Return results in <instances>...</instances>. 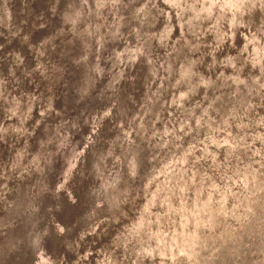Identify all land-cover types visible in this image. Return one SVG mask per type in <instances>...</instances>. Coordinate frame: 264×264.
<instances>
[{
  "label": "rangeland",
  "instance_id": "obj_1",
  "mask_svg": "<svg viewBox=\"0 0 264 264\" xmlns=\"http://www.w3.org/2000/svg\"><path fill=\"white\" fill-rule=\"evenodd\" d=\"M126 2L131 3L132 6L128 5L129 3L126 4ZM79 3L77 6H75L77 9L74 7L75 13L71 17L70 22L67 23V21H66L64 23V25H62V27H61L62 30L60 32L56 33L55 35L53 33L50 36V39H48V42H46V44L44 46L46 50L43 51V53H40L41 58H44V60H46V62H47V64H45V66H43V67H46L45 69H47V75L44 74L43 72H41L40 73L41 75L39 76L42 84L43 83L46 84V90L42 87V84H41V86L37 87L39 89V93H38L39 98H38L37 107H36L37 110H36V119H35L36 122H35V124L38 125L37 126L38 129H37V131L34 132L35 128L32 129L33 126H31L28 130V133H32V132L35 133L34 139L31 142V143H34V146L30 147V151L28 152L29 155H28L27 159L25 161L21 162V164H19L17 162L18 160L17 161L15 160L14 157H15L17 152L16 151H15L16 153L14 152V155L12 156L11 161L6 166V167H8L7 172L10 171V173H11L10 174L11 177H9L8 179L5 178V180L1 181V183H0V187H1L0 190H2L3 192L8 190L9 187L11 186L12 181H13L12 179L15 178L16 176H18V173L20 172V170H22L26 165L27 166L32 165L30 178H29L28 182L25 183L26 184L25 188L27 189L28 192L25 196L26 198H24L25 200L23 199V201L21 202L22 206H20V204H18L13 209H10L8 207L9 210L6 209V211H7L6 213H8V215L6 214L7 217L6 216L5 217L0 216V227H1L0 233L3 231L2 229L5 230L6 227H9V226L13 227V226H18L19 224H22L19 227L20 230L18 229V231H20V233H21V231L24 230L22 232V234H20V236L22 235L23 238H25L27 235L26 238H28V237L29 238L26 241V248H24L25 252H23V250L20 252V250L18 248L16 250L17 253L19 254V258L21 259V261H19V263H17V264H44V262H46L49 259L48 257L50 256V254H47V253H49L51 251H50L49 245H48V248H46L47 252H45L46 250L43 248L42 240H44L43 239L44 238L43 232H45V230L43 229V226L44 225L46 226V223L51 219L50 215L53 211L52 207H54L56 209V212L60 211L61 215H63L65 213L64 214L65 218H63V217L60 218L61 223H59V221H57L59 223V224L57 223L59 225L58 229L64 230V244H65V248H66L65 251H63V248H62V262H61V264H159L160 262H162V264H172L171 262H168L167 258L169 257V254H170V246H172V244H170V243L173 241L177 242L179 239V234L177 235V233H178L177 230H180V228L178 227V221L185 222L187 227L190 226L189 225L190 224L189 223V221H190L189 214L187 213V215L184 218H182L179 215V213L177 214V212H174V211H177V210H175V207L180 206V205L181 206L185 205L188 207L189 211L192 209L191 211L192 212L194 211L193 213H195L196 212L195 211L196 205L194 203V197L190 198V200L187 203H185V201H186L185 199H187V198L189 199L190 194H192V193H195L194 195L196 197L200 196V194L203 190V187L205 185L202 186V183L198 182V186L196 185L195 188L192 189L193 186L191 185L190 181L186 182V183L184 182L180 187L182 190V194H181L182 197L179 198V201L177 199V193L176 192L171 193V191H169L167 193H164L165 195H163L159 199L160 201L158 202L157 201V198H158L157 192L155 193V190L152 191L151 189H152V187L154 189V186L157 184V179L160 175L159 171H160L161 167H159L158 162H157L158 164H156L157 157H158L157 152H158V149H160V147H158V145L160 143L159 141L164 137V134L166 132V125H167L166 123L168 122V119L166 118L167 112H166L165 108L162 107V103L165 106V98H166L165 95L167 96L168 91H169V89H168L169 87H167V86L169 85L168 79H169L170 73H171V67L170 66L172 64L175 44H176V41L178 39L176 36V33L174 32V29H176L174 23H175L176 18L179 15V13H181V11L183 10L182 14L184 15L185 9L189 8L186 6L187 3L191 4L190 8H192L193 10H196L198 7H201L199 4L201 2H199V0H196V2H194V4H192L190 2H186V0H146V1L142 0L141 2H140V0H137V1L136 0H133V1L132 0H126V1L125 0H79ZM89 3H92L93 5L89 4ZM256 3L261 5V2H256ZM1 4L3 5L2 11H4V14L7 17L8 9H7V6L5 5L6 1L2 0ZM99 4H101V6ZM222 4H223V2L221 0H217L216 8H214L213 10L210 11V13H209L210 19L212 18L211 22H210V26L213 25V27H214V25L216 23H222V21L224 20L225 15L223 16V15H221V12L216 11L217 8L222 9L224 7ZM96 6L97 7L99 6V7L97 8ZM138 6H139V8H138ZM262 6L264 7V2H263ZM129 7H131V8L129 9ZM135 7H137V8L135 9ZM142 9L145 10V12L144 11L142 12L143 14L140 12V11H142ZM136 10H137V12H136ZM98 12H99V16H98ZM129 12H131V15H133V17L130 15ZM84 13L87 16L86 17L87 20L82 19V17L84 16ZM140 13H141L143 18H140L141 17V15H139ZM144 13H146V14H144ZM77 14H78V16H77ZM75 15H76V17H74ZM127 16H129L131 21H129V18ZM131 17H132L133 21H132ZM136 17H138V18L136 19ZM163 17L165 19V22L163 21L164 23L162 24L161 22H162ZM73 18H74V21H73ZM88 19L89 20L92 19V20L88 22ZM96 19H98V20H96ZM73 22H75V23H73ZM91 22L93 24L94 23L95 24L93 25ZM96 22H98V23H96ZM136 22H138L139 24H137ZM25 23L27 24V21ZM129 23H131V25ZM132 23H136L137 25L135 26V24H132ZM244 23H245L244 28H243L244 31L242 29V34L240 36V39L237 42H233V41L229 42L230 45L228 43L222 44L220 49L217 51V53L211 54L210 55L211 60H207L209 66H205L206 68H208V70L207 69H206V71L204 70L205 74L202 75L203 77L206 74H207L206 75L207 77H210V75H212L210 78H211V80H213V83H215V89L216 90L212 94L213 96L210 99L211 100L210 103L211 104H218L219 110H217V111L220 114H223L225 111V110H223V111L220 110V107L224 106L225 103H229L230 105L232 104L231 108H233V109L236 106H238V103L236 104V103H234V101H237V99H239L238 97H240V90L242 88L244 89V87L246 86L245 84H246L247 78H248V74H247L248 70L246 68V65L249 62L248 52H246L247 51L246 48L251 45V41H252L253 37L250 39V42H249L250 44L246 45L247 41L250 38V35H249L250 33H248V32H249V29H250L252 22L250 20H247ZM98 24H99V26H98ZM143 26L144 27L146 26V27L144 28ZM70 27H71V29H70ZM83 27L85 30L83 29ZM134 27H135V29H134ZM215 27H216V25H215ZM66 29H68V30H66ZM146 30H148V31L146 32ZM67 31L68 32L70 31L69 32L70 34H68ZM143 32H145V33H143ZM138 33H141L140 36ZM0 34H1L0 42L2 44L3 35L5 37L6 34H3L2 32H0ZM84 34H85V36H84ZM92 34H93V37L91 36ZM86 35L88 37H86ZM142 35H144V36L142 37ZM75 37H76V39H75ZM92 38H95V40H93ZM218 38L219 37H216L215 39L218 40ZM87 41H88V43H87ZM92 41H94V42L91 43ZM145 42H146V44H145ZM61 43H63V44L61 45ZM138 43H140L139 46L141 48L138 46ZM97 44H98V46H97ZM141 44L143 47L141 46ZM213 44L218 45L219 42L214 41ZM245 45H246V47H245ZM72 46H73V49H72ZM66 47L68 48V50L66 49ZM85 47L86 48L88 47L89 49L88 48L85 49ZM91 47L93 49H91ZM138 48H139V50H138ZM18 49H19V43L14 49V52L16 51V54H18L17 53ZM61 49H62V51H61ZM64 49H65V51H64ZM83 49H84V51H82ZM135 51H136V53H135ZM74 52H76L75 56H74ZM83 52H84V54H83ZM88 52H89L90 56L88 55ZM59 53L60 54L63 53V54L60 55ZM71 53H72V55H71ZM16 54L14 56H16ZM143 54L146 56L148 55L147 59L150 62L151 70H150L149 78L145 82L146 86H144L142 88L143 90L142 89L139 90L137 87V85H138L137 78H139V75H140L141 69H142V66H141L142 64H140L139 57H140V55L142 56ZM63 55H65V56H63ZM68 55L70 57H68ZM85 55H86V57H85ZM92 55L93 56L95 55V56L93 57ZM59 57L61 60L59 59ZM152 57H153V59L151 60ZM157 57H159V59ZM256 57L259 58L260 55H257ZM76 58H77V60H76ZM92 58L93 59L95 58L94 61L92 60ZM56 59L59 61H57ZM85 59H86V61H85ZM38 60L44 61L42 59H38ZM81 60H83L84 63ZM87 60H88V62H87ZM152 61H154V62H152ZM93 62L95 64V66H94ZM216 62H217V64H216ZM224 62H225V64H224ZM40 63L41 62H38V64H40ZM85 63H86V65H85ZM218 63H219V65L222 64L221 65L222 67L218 66ZM83 64L85 65V67H88V68L82 67V66H84ZM56 65L59 66V68ZM74 65H76V66H74ZM87 65H90V66H87ZM139 65H140V67H139ZM153 65H155V66H153ZM11 66H13V63L11 64V62L8 61V65L5 68L6 72L8 74L12 70ZM33 66H34V64H33ZM217 66L220 68L218 69ZM22 67H21L23 69V70L21 69L22 75H23V73L26 75L29 74L34 68V67H32V65H26L25 61H23ZM73 67H75L76 69ZM213 67H215V68H213ZM14 68H13V70H14ZM82 68H84V69H82ZM60 69H62V70H60ZM85 69H86V71H85ZM221 69H224V71ZM49 70H51V72H49ZM53 70L55 71V73L53 72ZM74 70H76V71H74ZM77 70L79 72H77ZM156 70H158L159 72ZM14 71H13V73H14ZM60 71H62V72L60 73ZM213 71H215V73L218 72L217 73L218 77L216 76L217 74H215ZM71 72L72 73L75 72L76 75L74 73V76H73V74ZM225 72H226V74H225ZM0 73H1V71H0ZM7 73H6V75H7ZM90 73H93V74H90ZM94 73H96V74H94ZM55 74H57V75H55ZM223 74H225V75H223ZM53 75H55V77ZM79 75L81 78H78ZM197 75L199 76L201 74L197 73ZM45 76H47V77L44 78ZM49 76H50V78H48ZM59 76H61V77H59ZM213 76H214V78H212ZM69 77H70V79H69ZM71 78H74V79L71 80ZM90 78L92 79V81ZM156 78L159 82L156 81ZM20 79L21 78L19 76H17V77L14 76L12 80H14V82L16 81L19 83ZM54 79H57V80H54ZM79 79H81L82 82H81V80L79 81ZM0 80H1V78H0ZM59 80H60V82H59ZM85 80L87 81V83ZM214 80H216V81H214ZM69 81H70V84H69ZM84 81H85V83H84ZM50 82L52 85L49 84ZM222 82H225V83H222ZM151 83H152V85H151ZM218 83H219V85H217ZM221 83H222V85H221ZM165 84L166 85L168 84V85L164 86ZM228 84H230V87ZM86 85H88L89 87L91 86V88H89ZM261 85H262V83H261ZM56 86H58V87L56 88ZM67 86L70 88H68ZM78 86H81V88H79ZM221 86H222V88H221ZM216 87H218V88H216ZM159 88H161V89H159ZM227 88H229V89L227 90ZM25 89H27V87H25ZM135 89H136V91H135ZM145 89L147 90V96H146L147 99L148 98H149V100L153 99V101H154V104H153V101L151 100L153 107H154V110H155L154 113L157 115V117L154 118L155 120L153 121V124L151 125V127L150 126L147 127L148 128L147 133H145L146 135H144V137H143L144 140L142 139V142H141L142 148L140 149V151L138 153V156L142 157L141 158L142 163H139L138 170H139V167L141 168V166H142V169L145 171V175H143L142 173L140 175V172H139L137 177H136V175H135L136 171L134 172V175L132 172V177L134 178L133 182L137 184L138 179L140 178L139 181L140 182L142 181L143 184H142V187H140V189H136V185H135V189L137 190V191H135L137 194L136 193L135 194L138 197L135 194L128 195L129 189L126 192V195L124 194L125 193L124 191L122 193V190H120L125 200H122L123 198L120 197L122 195L119 192L118 193L119 194L118 195V202L124 201V207H123V203L117 202V205L115 207L116 210L113 209L115 212L113 211L114 214H112V218L110 215H109V217L104 216L105 214L100 213L101 212L100 211V208H101L100 204H101V202H103L102 197H100V195H101L100 192L102 190L101 184H103L104 178L102 176L101 178L97 179V174H95V173L98 170L101 171V170L105 169L106 173L105 172L104 173L105 174L108 173V175L109 174L111 175L110 170H113V169H111V167L112 168L114 167V169H115L116 165H117L118 171H119V168H120V171L122 168V172L127 173V171H126L127 169L125 168L126 167L125 164L122 165L124 160L122 161L123 158L121 155H123L124 146L128 145L131 142V140L134 139L135 135L133 136V132H135V130H137V128L140 125L139 117L141 116V113H139L138 111H140V109H141L140 107H142L143 102H144V98L141 99V97H144V92L146 91ZM166 89H168V90L166 91ZM260 89L261 88L259 87L258 92L260 91ZM87 90L89 93L87 92ZM223 90L225 91V93ZM31 91H32V89H28V95ZM81 91H82V94L84 93L83 95L80 93ZM155 91H156V93H155ZM44 92L47 95L49 94L50 99L53 98L52 103L48 104L47 103L48 100H44V97L47 96ZM78 92H79V95H78ZM90 92H92V93H90ZM150 92H153L152 93L153 95ZM165 92H167V93H165ZM231 92L235 93V95L232 94ZM42 93H44V97H41V99H40V95ZM70 94H72V95H70ZM224 94H226V95H224ZM67 95L69 96V98L67 97ZM89 95H91V96H89ZM63 97H64V99H65V97H67V98L64 100V99H62ZM73 99L74 100L76 99V100L74 101ZM131 99H134V100H131ZM137 99L141 100L140 103L143 101L142 104H140V103L138 104L139 100H137ZM228 99L230 100V102ZM232 100H233V102H232ZM63 101H65V102H63ZM62 102L65 104L62 105ZM87 102H88V104L85 105V103H87ZM134 102H135V105H134ZM155 103H156V105L158 104V106H157L158 108L156 107ZM119 104H121V105H119ZM137 104L139 105V108H138V106L136 107ZM122 105H125V107L129 106V108L127 109V111L125 113V118H124L126 121V124H124L125 121L121 122V117L119 116L121 113L120 111L122 109V107H121ZM78 106L79 107L82 106L81 108H83V109L80 110ZM21 107L23 109L22 105L20 106V108ZM86 107H88L89 109H87ZM119 107H120V109H118ZM115 108H116V110H115ZM134 108H135V110H134ZM223 108L225 109L226 106H224ZM66 109H68V110L66 111ZM136 109L137 110L139 109V110L137 111ZM159 109H161V110H159ZM213 109H215V108H213ZM54 110H55V113L52 115L51 112H53ZM132 110H134V111H132ZM130 112H131V114H129ZM135 112L136 113L138 112V113L136 114ZM79 113H81V114H79ZM115 113H116V115H115ZM132 113H134V114H132ZM162 113H163V115H162ZM21 114H23V113H21ZM58 114H60V115H58ZM258 115L259 116H256L253 120V124H255V125L259 124V122H262L264 120V110H261L258 113ZM162 116H163V119H162ZM84 117H86V118H84ZM79 121L82 125L80 123H78ZM160 122H162V123H160ZM33 124H34V122H33ZM46 125H48L49 129L45 134L44 127ZM83 126H85V127H83ZM117 126H119V127H117ZM133 126H135V127H133ZM82 127H83V129H82ZM46 128H47V126H46ZM121 129L123 132L120 131ZM158 129H160V130H158ZM115 130L116 131L118 130L117 131L118 133ZM161 130H163V131H161ZM42 131L45 134V138H44L45 140L43 139L42 141H39L38 138H40L39 136L41 135ZM113 131H115L118 134V135L115 134L116 138L118 139V142L115 143L114 146H112L113 150H114V148H116V149H115V151H113V153L111 155H109L110 157L112 156L111 158L108 156V158H109V160H108V158H104V154H107V152H105L106 148H104V147H106V143H108L107 147L111 146V144H109V143H111V141L109 142V140H110V137H112V134L115 133ZM129 131H131L132 133ZM109 133H111V134H109ZM140 134H141V132H140ZM258 134L261 135L262 138H264V128L263 129L261 128L258 131ZM128 135H130V136H128ZM136 135H139V132H136ZM155 135L158 138H155L156 137ZM54 136H55V138H54ZM153 136H154V138H152ZM56 138H57V140H56ZM53 139L55 140V142L53 141ZM119 139L121 142L119 141ZM135 139H137V136L135 137ZM126 140L128 141V144H125V143H127ZM57 141H58V143H57ZM48 142H50V143L52 142L51 143L52 145ZM53 142L56 144V146ZM119 142L121 144V147H120V144L118 145ZM123 142H125V143H123ZM143 142H145V143H143ZM156 142H158V144ZM150 143L153 145V147H151ZM153 143H156V144H153ZM53 145H54V147H56V149H54L56 155H54L55 159L53 160V162L52 161L49 162L48 155L51 152L53 154V147H51ZM19 146L23 148L22 143H20ZM95 146L98 149L95 148ZM49 147H51L52 149H50ZM119 147H120L121 151L119 153H117L116 150L119 151L118 150ZM154 147L156 149L155 151H153ZM102 148H103V150H102ZM250 148L254 149V154L252 155L251 162L255 163L254 166H256L258 163L255 170L258 171V169H259V171H262V170L264 171V169H262V168H264V160H262V158L259 157V156H261V153H259V151H258V149H260V150L262 149V151L264 150V141L257 143L256 138L253 137L251 142H250ZM48 150H50V151L48 152ZM101 150L103 152V153H101L102 157H101V154L99 152ZM217 150H219V149H217ZM25 151H26V148L25 149L23 148L21 152L23 154H25ZM87 151H88V154H87ZM91 151H92V154H94V155L96 154V157L103 158V160H101V161H103V162L105 161L104 165L106 167L102 164L103 162H94V165L91 166L92 161L90 160L91 158L89 157V156H91L90 155ZM94 151H95V153H94ZM43 152H47V153L45 154ZM153 152H155V154ZM150 153H153L154 155L153 154L150 155ZM148 154H149V156H148ZM113 155H114V157H113ZM83 156H84V158H83ZM119 157H121V158L118 159ZM219 157H220V154H218V156L215 158V160L217 159L219 161ZM86 159L90 160L91 162L86 160ZM112 159H114V160H112ZM153 159L155 162L153 161ZM220 159L222 160V158H220ZM36 160H38V161H36ZM86 161H88V163H85ZM106 161H108L109 164L112 166H110L108 164V162H106ZM118 161H119V163H118ZM151 161H152V165H151ZM170 161H171V159H170ZM16 162H17V164H16ZM114 163H115V166H113ZM148 163L151 167L148 165ZM220 163H221V161H220ZM36 164H41V165L38 166ZM86 165L88 168L86 167ZM167 165L171 166V163L169 162V163H167ZM16 166H18V168ZM36 166H38V167L42 166L43 170L41 168H36ZM43 167H45V168H43ZM85 168H87V170ZM219 168L222 171L223 167H219ZM226 168H227V170H232L231 169L232 167L230 168V166H228ZM39 169H41V170L39 171ZM51 169L53 170V172L51 171ZM91 169H94V172H92L90 174V172L93 171ZM149 169H151V170H149ZM89 170H91V171H89ZM168 170H170V168H168ZM220 170H218V173L221 172ZM38 171L40 173L43 171L41 174L44 176H42ZM44 171H45V173H44ZM128 171H129V169H128ZM51 172L53 174H51ZM85 172H86V174L88 173L87 174L88 176L85 175ZM205 172H206V174L208 172V174L210 176L214 175V173H212V170H211L210 162H208L206 164V167L204 169V173ZM49 173H50V175H48ZM89 174L92 176H90ZM219 174H217V176H216V179L218 181L217 182L212 181V183L210 184V186H211L209 189L210 193H211L210 198H205L203 200V202H197V204H201L202 206H200V209H202L203 207L208 208L210 205H214V204L222 202L221 204H224L225 208H226V210L224 209L226 212L225 214L231 215L234 208H232V204L229 205V203H230L229 198L231 197V194L229 195L228 191L230 190L231 192H233L234 188H236V189L241 188L239 190L243 192L242 189L244 186V182L247 179L245 177L241 178L240 175H238L237 180H233L235 177L232 179V182L234 184V185H232V184L228 183V180H230V179L226 175L227 178L224 180V184H223L222 181H219V177H218ZM226 174H227V172H226ZM139 175H140V177H139ZM186 175H188L187 169H185L183 172V176H186ZM36 176H39L40 178H38ZM47 176H49V177H47ZM51 176H53V177H51ZM82 176L84 177V180H82L83 179ZM153 176H155L154 180H152ZM42 178H45L46 180H44ZM48 178H50V179H48ZM188 178H191V177H188ZM240 178H241V180L239 181ZM38 179H40V180H38ZM141 179H143V180H141ZM80 180L82 182L85 181V186L90 191H92L95 188V192H94V194H92V196L88 197L86 192L82 194V193H80V190L77 191L76 188H77V185L80 182ZM40 181H42V182H40ZM44 181H45V183H44ZM48 181H49V183H48ZM99 182H101V184L97 185V184H99ZM133 182H132V185L134 184ZM41 183H43V184H41ZM150 184H152L151 188L149 187ZM217 187H218V189L216 190ZM198 188H200V189H198ZM172 189H175V188H173V186H172L171 190ZM42 190H43V192H42ZM89 190L87 192H89ZM149 192H150V194H149ZM44 193H46V195ZM243 193H245L247 200H249L250 196H252V193H251V195H248L247 194L248 192H246V190ZM79 194H81V196ZM40 196H44V197H42L44 200ZM79 196H80V198H79ZM132 198L133 199L138 198V199L133 200ZM130 199H132V200H130ZM140 199H141V201L143 200V202L139 201ZM41 200H43V201H41ZM24 201H26V202H24ZM129 202H130V204H129ZM133 202H134V204H133ZM139 202H140V204H139ZM1 204L2 203H0V206H1ZM46 204H47V206H46ZM119 204H120V206L121 205L122 206L120 207ZM127 204H128V207H126ZM132 204H133V207H132ZM135 204L137 206H135ZM261 204L263 205L264 201H262ZM5 205L7 206V204H5ZM30 205H32V206H30ZM36 205H38V206H36ZM118 206H119V208H118ZM129 206H130V208H129ZM19 207L20 208L23 207V208L20 209ZM36 207H38V208H36ZM138 207H139V209H138ZM169 207L172 208L173 211L170 210ZM1 208H4V205ZM132 208L134 210H132ZM245 208H246L245 210L249 213L247 217L248 218L253 217V220L255 221L256 225L259 226L260 225L259 222H260L261 217L257 215L256 211H253L251 209V205H248V207H245ZM14 209H15V211H14ZM32 209H33V211H32ZM126 210L128 212H126ZM15 212H16V214H15ZM252 212H253V214H252ZM11 213H13L16 216L11 215ZM19 213H22V214H19ZM32 213H33V215H32ZM203 214H204L203 210L198 211L197 217L203 216ZM19 215H21V216H19ZM35 215L38 216V218H36ZM99 216L100 217L102 216L103 219L99 218ZM24 217H25V219H24ZM31 217H32V219H30ZM95 217H97V218H95ZM15 218H17V219H15ZM14 219H15V221H14ZM81 219L83 221L84 220L85 221L83 222V221H81ZM95 219H98V220H95ZM107 219H109V220H107ZM31 220H33V221H31ZM113 220H115V221H113ZM158 220H159V222H162V225L159 226V224H157ZM165 220L174 221L173 223H176V225L173 227L172 226L170 227L168 224L165 225V223H166ZM2 221H4L3 223H5V224H2ZM23 221H26V223H24ZM106 222H108L107 225H106ZM90 223H92V224L90 225ZM101 223H102V227H101ZM36 224H38V225H36ZM198 224H199V227L200 226L209 227V228L214 227L213 226L214 223L212 222V219L210 221L206 217L203 220V222L198 221ZM24 225L26 226V228H24ZM99 227H101V228H99ZM99 230L101 233L99 232ZM155 230H160V232H154ZM161 230H163V231H161ZM16 231H17V228H16ZM66 233H69V234H66ZM256 233L257 232L254 231V234H256ZM24 234H26V235L24 236ZM20 236L17 237L18 240L21 238ZM251 239L248 240L247 237L242 238L240 236V238L238 240V243H241L243 246L246 247V250H245V247H244V249L240 248V253H242V256H243L242 259L243 258L248 259L247 264H262V263H264V250H263V248L260 247L255 252L254 247L251 246V243H252ZM214 240L215 239H212L211 242H213ZM256 241H257V239H256ZM19 242H21V240H19ZM29 242L32 244H30ZM194 243L196 246L198 245L197 242L194 241ZM215 243H216V240H215ZM34 244H36V245L33 246ZM257 245H258V243H257ZM134 248H135V250H134ZM102 249L104 251L106 250L105 253L102 251ZM188 249L189 248H187L185 250L186 252L184 253L186 256H187V254L189 255ZM161 250H162V252H161ZM173 250H176V249L171 248V251H173ZM249 252H251V254H250L251 257H250V255H248ZM256 253H257V256H254V254H256ZM59 254H60V252H59ZM15 255L16 254H14V256ZM161 255H162V257H160ZM253 256H254V258H253ZM240 257H241V255H240ZM19 258L17 260H19ZM246 259H243V260H246Z\"/></svg>",
  "mask_w": 264,
  "mask_h": 264
},
{
  "label": "bare ground",
  "instance_id": "obj_2",
  "mask_svg": "<svg viewBox=\"0 0 264 264\" xmlns=\"http://www.w3.org/2000/svg\"><path fill=\"white\" fill-rule=\"evenodd\" d=\"M15 2H19L18 3V6H16L14 9H16L15 11V14H12L11 18H6L5 17H0V26L2 27L4 24L7 23V21H10V23L12 24L13 22V26H12V38H11V43L10 45H7L5 44L3 41H2V44L0 42V129H1V124H2V135L5 134V137L7 139V145H6V148H4L2 151H3V154L0 156V183L1 181L8 179L10 176V171L7 172V169L8 167H6L9 162L11 161L8 160V157H9V153H11V148L15 146V142L17 143V141H15V138H17L16 140H18V143L21 141V136H20V133L21 131H23V125L20 123H18V121H9L7 118H9V116H11L10 114L11 113H14L15 112V109L18 108V110L16 111V113H20L21 112V108L20 107V104H22L21 102V99H22V91L24 92L25 91V88L23 89L22 85H21V82L22 80L28 75L24 74L22 75V71L21 69L23 68L22 65H23V61H25V64L27 65H32V67H35V65L37 64L38 67H40V72L38 74H36V78L34 80V82H32V85H30L28 87V89H32L34 92L33 94V99L32 101L26 103V107L22 109V113L26 116H30L29 114V110L31 108L32 105H35L36 104V107H37V101H38V93H39V89L37 87H39V84L41 85V82H39L40 78L39 76L41 75L40 73L44 70L45 71V68L46 67H43L42 65H44L40 60L38 59H42L44 60V58H41V54L40 53H43V49L41 50L39 47V49L36 51V48H33L34 45L36 44V41L33 42L31 44V46L29 47V44L26 45L27 43H29V41L31 40V36L34 34V32L36 31L37 28H39L41 26V23L42 21L44 20V22H46V14L48 12H50L52 10V7L54 8V4L52 0H27V2H30L29 6H28V9H27V13H26V19H28L29 21L27 22V24L25 23L26 21H22V23L20 24V26L18 27V13H17V10L22 8H26V0H13ZM45 1H48V2H45ZM65 1V0H64ZM126 1V0H125ZM133 1V0H132ZM137 1V0H136ZM142 0H140L141 2ZM143 1H146V0H143ZM223 2V8L219 9L217 8L216 11H219L221 12V15H225V18L224 20L222 21V23H216V27L214 25L210 26V22H211V19H210V11L213 10L214 8H216V2L217 0H199V3L201 7H198L196 10H193L192 8H190L191 4L187 3V7H189L190 9H185V13L184 15L182 14L183 13V10L181 11V13H179L178 17L176 18L175 20V28L174 29V32L176 33V36H177V41H176V44H175V49H174V55H173V59H172V76H171V73H170V76H171V87H169V85L167 86L166 84L164 86H167L169 87V92L167 94V96L165 95V97L168 99L167 100V119H168V122L166 123V132L165 134H167V139H164V141L166 142H162V145L165 149H168V147L170 149H175L174 151L177 152L178 150H182V156L180 151H178V153H176L177 157H179L178 159H180V161H182L181 165L178 164L177 166V171L173 172V176H174V179L172 180H166V176L165 178L163 177V180H160L161 182L162 181H167V183L169 184L168 186L171 187L172 183H175V186H176V193L178 195V199L182 197V190H181V185L185 182H189V178L188 177H193L194 175V183H202V186L203 187V192L206 191V187L209 185L208 183V179H207V176L206 174L204 173V169L206 167V164L208 162H210V164L213 163V157H209L210 154L212 153V155L216 158L218 156V154H220V157H219V161L216 159V165H218V167H223L222 168V171L219 172L218 174V177H219V181H222V183L224 184V180L227 178V174L229 175L230 177V174L231 172H235L237 173V171H240V169L242 170L241 173H242V177L243 176H248L250 175L251 177L252 176H255V170L256 169V166H251L254 164V162H251V159H252V155L254 154V149L253 148H250V142L252 140L253 137L256 138L257 140V143L259 142H262L264 141V139L262 138L261 135L258 134L257 131H259V129L256 127L255 124H253L252 121H250V113L252 111V105L253 104H259L261 103L262 101H264V90H263V93H261L260 95H257L256 96V100L255 102L251 103V100H249L247 96H244V99L243 98H239L237 99V101H234V103H241L240 108H244V120L242 121V129H243V133H244V136H245V143H248L247 146H245V149H240L242 153L241 155V158H240V163L242 164V162L245 161L244 164H242V168H239V167H236L237 165V162L235 160L232 159V152L230 151H227L228 149H226V147L223 145V141H222V135L224 133H221V138H220V135H217V133L213 130H210V123L215 122V120H217V122L219 124H221V126H227V122L228 120L226 119L227 115H230V117H237L239 116V112H237L238 114H234L233 113V108H231V105L229 103H225L224 106H226V108L228 110H230V112L228 113H225L223 114H220L218 113L217 110H219L218 108V104H211L210 103V99L212 98V94L214 93V91L216 90L215 89V83H213V80H211V76L209 77V81L206 79V77H202L203 74H205L204 70H206L207 68L205 66H209L208 65V60H211V57L210 55L212 53H217V51L220 49L221 45L222 44H229V42H237L239 39H240V36L242 34V29L244 28V22L247 21V20H250L252 22L251 26H250V29H249V32L250 33V38L249 40L247 41L246 45H249L250 43V39L253 37L252 41H251V45H250V52H251V55H260L259 59L256 60V62L252 63V68L248 67V78L249 80H251V76L254 74L253 77H257L258 75V71L260 70L261 73H264V7L262 6L263 5V2L264 0H221ZM67 2V0L65 1ZM68 2H70V4L72 3L71 0H68ZM86 2V1H85ZM93 2V1H92ZM124 2V1H123ZM130 2V1H129ZM128 2V3H129ZM186 2H190L192 4H194V2H196V0H186ZM256 2H261V5H259L258 3ZM126 2V4H128ZM137 3V2H136ZM139 3V2H138ZM80 4V3H79ZM89 4H92V3H89ZM95 4V3H94ZM98 4V3H97ZM104 4V3H103ZM84 5V4H83ZM93 5V4H92ZM96 5V4H95ZM101 6V4H99ZM125 5V4H124ZM128 5L132 6L131 3H129ZM80 6V5H79ZM137 6V5H136ZM75 7V6H74ZM97 7V6H96ZM99 7V6H98ZM97 7V8H98ZM103 7V6H102ZM128 7V6H127ZM131 7H129L130 9ZM137 7H135L136 9ZM139 8V6H138ZM77 9V8H76ZM90 9V8H89ZM91 10V9H90ZM99 10V9H98ZM133 10V9H132ZM140 10V9H139ZM0 11H1V4H0ZM65 9L63 10V14L61 16V21H64L65 20ZM89 11V10H88ZM94 11V10H93ZM129 11V10H128ZM145 12V10L142 9V11H140L141 13L142 12ZM2 12V11H1ZM137 12V10H136ZM3 13V12H2ZM75 13V12H74ZM97 13V12H96ZM130 15H131V12H129ZM141 13L139 15H141ZM143 14V13H142ZM146 14V13H144ZM90 15V14H89ZM128 15V14H127ZM135 15V14H134ZM78 16V14H77ZM81 16V15H80ZM98 16H99V12H98ZM97 16V17H98ZM133 17V15H131ZM176 16V15H175ZM72 17V16H71ZM76 17V15L74 16ZM86 14L84 13V16L82 17L83 20L86 19ZM93 17V16H92ZM129 18V16H127ZM131 17V19H132ZM79 18V17H78ZM100 18V17H99ZM127 18V19H128ZM138 17H136L137 19ZM140 18H143L142 15ZM150 18V17H149ZM135 19V20H136ZM178 19V20H177ZM71 18L67 20V23L70 22ZM78 20V19H77ZM87 20V19H86ZM92 20V19H91ZM88 19V22L91 21ZM98 20V19H96ZM37 24H36V22ZM73 21H74V18H73ZM94 21V20H93ZM129 21L130 18H129ZM133 21V19H132ZM145 21V20H144ZM9 23V22H8ZM65 23V22H64ZM75 23V22H73ZM79 23V22H78ZM85 23V22H84ZM83 23V24H84ZM92 23V22H91ZM98 23V22H96ZM137 24H139L138 22H136ZM136 23H132V24H135V26L137 25ZM93 24V23H92ZM95 24V23H94ZM93 24V25H94ZM131 25V23H129ZM145 24V23H144ZM70 25V24H69ZM72 25V24H71ZM85 25V24H84ZM141 25V24H140ZM229 25V26H228ZM6 26H9V25H6ZM99 26V24H98ZM97 26V27H98ZM73 27V26H72ZM82 27V26H81ZM85 27V26H84ZM83 27V29H84ZM138 27V26H137ZM144 27V26H143ZM146 27V26H145ZM144 27V28H145ZM68 28V27H67ZM91 28V27H90ZM140 28V27H139ZM71 29V27H70ZM130 29V28H129ZM135 29V27H134ZM138 29V28H137ZM2 30V29H1ZM39 30V29H37ZM68 30V29H66ZM85 30V29H84ZM145 30V29H144ZM81 31V30H80ZM79 31V32H80ZM88 31V30H87ZM93 31V30H92ZM120 31V30H119ZM133 31V30H132ZM143 31V30H142ZM148 30H146L147 32ZM248 31V30H247ZM53 32V30L51 31ZM63 32V31H62ZM70 32V31H69ZM68 31L67 33L70 34ZM96 32V31H95ZM94 32V33H95ZM173 32V33H174ZM231 32V33H230ZM54 33V32H53ZM145 33V32H143ZM25 34V35H24ZM73 34V33H72ZM82 34V33H81ZM91 34V33H90ZM89 34V35H90ZM139 36L141 33H138ZM231 34V35H230ZM51 35V33H50ZM55 35V34H54ZM66 35V34H65ZM75 35V34H74ZM80 35V34H79ZM88 35V34H87ZM86 35V37H88ZM146 35V34H145ZM77 36V35H76ZM85 36V34H84ZM93 37V34L91 35ZM96 36V35H95ZM138 36V35H137ZM144 35H142L143 37ZM229 36V37H228ZM216 37H219L218 40H216L215 38ZM255 37V38H254ZM30 38V39H29ZM37 38V37H36ZM90 38V37H89ZM136 38V37H135ZM141 38V37H140ZM48 39L49 37L44 41V44L46 42H48ZM74 39V38H73ZM76 39V37H75ZM78 39V38H77ZM91 39V38H90ZM93 40H95V38H92ZM166 39V38H165ZM61 40V39H60ZM69 40V39H68ZM67 40V41H68ZM140 40V39H139ZM142 40V39H141ZM81 41V40H80ZM85 41V40H84ZM216 41V42H219L218 45H214L213 42ZM24 42V43H23ZM70 42V41H69ZM90 42V41H89ZM94 41H92L91 43H93ZM97 42V41H96ZM19 43V49H18V54H16V51L14 52V49L15 47L18 45ZM23 43V45H22ZM71 43V42H70ZM80 43V42H79ZM83 43V42H82ZM86 43V42H85ZM88 43V41H87ZM258 43V46H256ZM63 43H61L62 45ZM65 44V43H64ZM69 44V43H68ZM137 44V43H136ZM135 44V45H136ZM146 44V42H145ZM140 45V43H138V46ZM230 45V44H229ZM245 45V47H246ZM260 45V46H259ZM76 46V45H75ZM82 46V45H81ZM90 46V45H89ZM88 46V47H89ZM92 46V45H91ZM95 46V45H94ZM93 46V47H94ZM98 46V44H97ZM96 46V47H97ZM142 46V44H141ZM50 47V46H49ZM54 47V46H53ZM65 47V46H64ZM87 47V48H88ZM136 47V46H135ZM140 47V46H139ZM143 47V46H142ZM145 47V46H144ZM244 47V48H245ZM23 48V49H22ZM62 48V47H61ZM84 48V47H83ZM85 47V49H87ZM141 48V47H140ZM66 49L68 50V48L66 47ZM72 49H73V46H72ZM79 49V48H78ZM77 49V50H78ZM89 49V48H88ZM91 49H93L91 47ZM155 49V48H154ZM259 49V51L257 50ZM23 50V51H22ZM135 50V49H134ZM133 50V51H134ZM139 50V48H138ZM247 50V49H246ZM57 51V50H56ZM62 51V49H61ZM65 51V49H64ZM71 51V50H70ZM84 51V49L82 50ZM86 51V50H85ZM88 51V50H87ZM90 51V50H89ZM97 51V50H96ZM159 51V50H158ZM60 52V51H59ZM157 52V51H156ZM45 53V52H44ZM61 53V52H60ZM59 53V54H60ZM65 53V52H64ZM75 53L74 52V56H75ZM136 53V51H135ZM158 53V52H157ZM13 54V55H12ZM16 54V56H14ZM24 54V55H23ZM63 54V53H62ZM60 54V55H62ZM84 54V52H83ZM91 54V53H90ZM93 54V53H92ZM141 54V53H140ZM247 54V53H246ZM72 55V53H71ZM88 55H89V52H88ZM110 55V54H109ZM152 55V54H151ZM65 56V55H63ZM62 56V57H63ZM81 56V55H80ZM90 56V55H89ZM93 56V55H92ZM95 56V55H94ZM93 56V57H94ZM134 56V55H133ZM148 56V55H147ZM146 55H140L139 57V61H140V64H142V69H141V73L139 75V78H137L138 80V89H142L144 86H146L145 82L146 80L149 78V74H150V70H151V65H150V62L149 60L147 59ZM25 57V58H24ZM68 57H70L68 55ZM86 57V55H85ZM116 57V56H115ZM156 57V56H155ZM20 58V59H19ZM56 58V57H55ZM79 58V57H78ZM159 59V57H157ZM224 58V57H223ZM26 59V60H25ZM60 59V57H59ZM65 59V58H64ZM88 59V58H87ZM95 59V58H94ZM94 59L92 58V60L94 61ZM153 59V57L151 58V60ZM157 59V60H158ZM57 60V59H56ZM61 60V59H60ZM77 60V58H76ZM90 60V59H89ZM108 60V59H107ZM221 60V59H220ZM8 61L11 62V64L13 63V66L12 67V70L10 71V73L8 74L6 72V67L8 65ZM59 61V60H57ZM83 63L84 61L81 60ZM86 61V59H85ZM96 61V60H95ZM207 61V62H206ZM236 61V60H235ZM32 62V63H31ZM38 62H41L40 64H38ZM61 62V61H60ZM59 62V63H60ZM77 62V61H76ZM75 62V63H76ZM88 62V60H87ZM90 62V61H89ZM92 62V61H91ZM154 62V61H152ZM53 63V62H52ZM57 63V62H56ZM64 63V62H63ZM74 63V64H75ZM120 63V62H119ZM157 63V62H156ZM221 63V62H220ZM15 64V65H14ZM34 64V66H33ZM47 64V62H46ZM80 64V63H79ZM88 64V63H87ZM94 64V62H93ZM92 64V65H93ZM139 64V63H138ZM158 64V63H157ZM217 64V62H216ZM225 64V62H224ZM234 64V63H233ZM236 64V63H235ZM36 65V66H37ZM60 65V64H59ZM64 65V64H63ZM82 65V64H81ZM84 65V64H83ZM86 65V63H85ZM82 66V67H85ZM91 65V66H92ZM159 65V64H158ZM222 65V64H221ZM221 65H219L218 63V66L222 67ZM45 66V65H44ZM57 66V65H56ZM76 66V65H74ZM80 66V65H79ZM78 66V67H79ZM87 66H90V65H87ZM95 66V64H94ZM108 66V65H107ZM155 66V65H153ZM160 66V65H159ZM164 66V65H163ZM217 66V67H218ZM225 66V65H224ZM15 67V68H14ZM22 67V68H21ZM59 68V66H57ZM93 67V66H92ZM140 67V65H139ZM218 67V69L220 68ZM14 68V70H13ZM57 68V69H58ZM61 68V67H60ZM64 68V67H63ZM62 68V69H63ZM75 68V67H73ZM85 68H88V67H85ZM155 68V67H154ZM215 68V67H213ZM225 68V67H224ZM232 68V67H231ZM56 69V70H57ZM60 69V70H62ZM76 69V68H75ZM78 69V68H77ZM84 69V68H82ZM94 69V68H93ZM237 69V68H236ZM18 70V71H17ZM23 70V69H22ZM91 70V69H90ZM159 70V69H158ZM156 70V71H158ZM161 70V69H160ZM216 70V69H215ZM224 71V69H221ZM241 70V69H240ZM4 71V72H3ZM14 71V73H13ZM31 71V70H30ZM76 71V70H74ZM86 71V69H85ZM84 71V72H85ZM220 71V70H219ZM237 71V70H236ZM49 72H51V70H49ZM53 72L55 73V71L53 70ZM58 72V71H57ZM62 71H60L61 73ZM77 72H79L77 70ZM83 72V71H82ZM90 72V71H89ZM92 72V71H91ZM107 72V71H106ZM155 72V71H154ZM159 72V71H158ZM215 73V71H213ZM7 73V75H6ZM59 73V74H60ZM72 73V72H71ZM75 73V72H74ZM74 73L73 76H74ZM88 73V72H87ZM86 73V74H87ZM111 73V72H110ZM116 73V72H115ZM118 73V72H117ZM197 73L201 74V75H197ZM218 73V72H217ZM215 73V74H217ZM81 74V73H80ZM90 74H93V73H90ZM89 74V75H90ZM96 74V73H94ZM119 74V73H118ZM156 74V73H155ZM159 74V73H158ZM226 74V72H225ZM223 74V75H225ZM22 75V76H21ZM57 75V74H55ZM55 75H53L55 77ZM70 75V74H69ZM76 75V73H75ZM157 75V74H156ZM165 75V74H164ZM14 76H19L21 79H20V83H19V86L21 87L20 90L21 91V94L20 96L18 97L17 93L15 92L16 90V87H14V83L16 84V81L14 82L13 77ZM65 76V75H64ZM72 76V75H71ZM138 76V75H137ZM206 76V75H205ZM215 76V75H214ZM214 76L212 78H214ZM218 77V74L216 75ZM222 76V75H221ZM61 77V76H59ZM76 77V76H75ZM87 77V76H86ZM93 77V76H92ZM152 77V76H151ZM169 77V76H168ZM223 77V76H222ZM237 77V76H236ZM241 77V76H240ZM31 78V77H29ZM78 78H81L80 75ZM159 78V77H158ZM166 78V77H165ZM216 78V77H215ZM230 78V77H229ZM251 78V79H250ZM28 79V78H26ZM33 77L29 80V82L27 83V85H29V83L32 80ZM70 79V77H69ZM74 79V78H71V80ZM91 79V78H90ZM163 79V78H162ZM222 79V78H221ZM16 80V79H15ZM37 80V81H36ZM54 80H57V79H54ZM81 79H79L80 81ZM87 80V79H86ZM85 80V81H86ZM94 80V79H93ZM166 80V79H165ZM207 80V81H206ZM218 80V79H217ZM239 80V79H238ZM260 80H264V77L263 78H260ZM18 81V80H17ZM76 81V80H75ZM74 81V82H75ZM84 81V83H85ZM92 81V79H91ZM95 81V80H94ZM156 81L157 78H156ZM155 81V82H156ZM216 81V80H214ZM225 81V80H224ZM228 81V80H227ZM230 81V80H229ZM232 81V80H231ZM234 81V80H233ZM60 82V80H59ZM72 82V81H71ZM82 82V80H81ZM159 82V81H158ZM226 82V81H225ZM225 82H222V83H225ZM252 82V80H251ZM58 83V82H57ZM87 83V81H86ZM94 83V82H93ZM127 83V82H126ZM154 83V82H153ZM157 83V82H156ZM169 83V82H168ZM217 83V82H216ZM220 83V82H219ZM219 83L217 85H219ZM221 83V85H222ZM237 83V82H236ZM51 84V82L49 83ZM69 84H70V81H69ZM227 84V83H226ZM264 83H262L261 87H263ZM52 85V84H51ZM68 85V84H67ZM152 85V83H151ZM216 85V86H217ZM229 87H230V84H228ZM234 85V84H233ZM243 85V84H242ZM61 86V85H60ZM88 86V85H86ZM93 86V85H92ZM95 86V85H94ZM232 86V85H231ZM236 86V85H235ZM58 86H56L57 88ZM68 87V86H67ZM79 88H81V86H78ZM77 87V88H78ZM85 87V86H84ZM89 87V86H88ZM96 87V86H95ZM156 87V86H155ZM242 87V86H241ZM70 88V87H68ZM78 88V89H79ZM91 88V86L89 87ZM88 88V89H89ZM158 88V87H157ZM192 88V89H191ZM218 88V87H216ZM222 88V86H221ZM235 88V87H234ZM246 88V87H245ZM253 88V84H248L247 85V88L246 90L244 91L245 93L250 91L251 89ZM74 89V88H73ZM151 89V88H150ZM161 89V88H159ZM165 89V88H164ZM229 88H227L228 90ZM236 89V88H235ZM234 89V90H235ZM241 89V88H240ZM254 89V88H253ZM45 90H46V86H45ZM66 90V89H65ZM72 90V89H71ZM97 90V89H96ZM102 90V89H101ZM143 90V89H142ZM141 90V91H142ZM146 90V89H145ZM155 90V89H154ZM168 89H166L167 91ZM32 91V92H33ZM73 91V90H72ZM78 91V90H77ZM93 91V90H92ZM136 91V89H135ZM152 91V90H151ZM163 91V90H162ZM218 91V90H217ZM222 91V90H221ZM220 91V92H221ZM224 91V90H223ZM233 91V90H232ZM241 91V90H240ZM255 91V89H254ZM252 92L255 93V92ZM68 92V91H67ZM88 92V90H87ZM144 92V91H143ZM45 93V92H44ZM44 93H42L40 95V97H44ZM52 93V92H51ZM65 93V92H64ZM75 93V92H74ZM77 93V92H76ZM82 94V91L80 92ZM89 93V92H88ZM92 93V92H90ZM151 94L153 92H150ZM149 93V94H150ZM156 93V91H155ZM167 93V92H165ZM212 93V94H211ZM225 93V91H224ZM232 94L235 95V93L231 92ZM46 94V93H45ZM68 94V93H67ZM80 94V95H81ZM84 94V93H83ZM82 94V95H83ZM134 94V93H133ZM138 94V93H137ZM219 94V93H218ZM47 95V94H46ZM69 95V94H68ZM67 95V97L69 98V96ZM72 95V94H70ZM78 95H79V92H78ZM86 95V94H85ZM115 95V94H114ZM135 95V94H134ZM140 95V94H139ZM153 95V94H152ZM226 95V94H224ZM65 96V95H64ZM74 96V95H73ZM91 96V95H89ZM88 96V97H89ZM98 96V95H97ZM147 90L144 92V97H141L144 98V102H143V105L142 107H140V111H137L139 113H141V118L139 117V127L137 128V130H135V132H133V136H134V139L131 140V142L128 144V141L127 143L125 144H128V145H125L124 148H123V155L122 156V161H123V164H125V168L127 169V173H123L122 172V168H121V171H120V168H119V171L117 170V165L115 166V163L113 166H115V169L114 167L111 169L113 170H110V173L111 175L108 173H106L105 169L101 170V171H96L95 174H97V179L98 178H101L103 176L104 178V181H103V184H101V182H99V184L97 185H100L102 186V190H101V195L100 197H102V201L101 204H100V213L102 214H105L104 216H108L109 215L111 216L112 218V214H114V210L116 205H117V202H118V193L122 190V193L123 191L125 192L124 194L126 195V192L128 191L129 189V194L128 195H132L133 192L135 191V185H134V188H133V185H132V182H133V177H132V172H133V175H134V172L136 171V177L138 175V171L140 172V175L141 173L143 175H145V171L142 169V166L141 168L139 167V170H138V165L139 163H142L141 162V158L142 157H139L138 156V153L140 151V149L142 148L141 147V142H142V139L144 140V135H146L145 133H147V127L148 125H151L149 124L151 118L153 117V114H154V107H153V104L151 102V100L153 101V99H150L149 98L147 99ZM151 96V95H150ZM157 96V95H156ZM49 94L47 96L44 97V100H48L47 103L50 104L52 103L53 101V98L50 99L49 98ZM65 97V99L67 98ZM77 97V96H76ZM137 97V96H136ZM228 97V96H227ZM233 97V96H232ZM49 98V99H48ZM72 98V97H71ZM70 98V99H71ZM78 98V97H77ZM135 98V97H134ZM154 98V97H153ZM226 98V97H225ZM64 99V97L62 98ZM64 99V100H65ZM136 99V98H135ZM224 99V98H223ZM222 99V100H223ZM50 100V101H49ZM74 100V99H73ZM76 100V99H75ZM74 100V101H75ZM81 100V99H80ZM85 100V99H84ZM90 100V99H89ZM92 100V99H91ZM131 100H134V99H131ZM139 100V99H137ZM136 100V101H137ZM163 100V99H162ZM214 100V99H213ZM220 100V99H219ZM229 100V99H228ZM235 100V99H234ZM82 101V100H81ZM86 101V100H85ZM141 100H139L138 104L140 103ZM158 101V100H157ZM215 101V100H214ZM224 101V100H223ZM227 101V100H226ZM65 102V101H63ZM62 102V105L65 104ZM77 102V101H76ZM142 102L140 104H142ZM230 102V100H229ZM233 102V100H232ZM72 103V102H71ZM80 103V102H79ZM82 103V102H81ZM159 103V102H158ZM217 103V102H216ZM245 103H246V106H245ZM263 103V102H262ZM75 104V103H74ZM87 103H85V105H87ZM136 105V107L138 106L139 108V105ZM220 104V103H219ZM251 104V105H250ZM31 105V106H30ZM90 105V104H89ZM88 105V106H89ZM99 105V104H98ZM121 105V104H119ZM134 105H135V102H134ZM156 105V103H155ZM68 106V105H67ZM72 106V105H71ZM77 106V105H76ZM106 106V105H105ZM115 106V105H114ZM131 106V105H130ZM158 106V104L156 105V107ZM224 106H221L220 107V110L223 111L224 110ZM79 107V106H78ZM82 106L79 107V109H83L81 108ZM108 107V106H107ZM122 109H121V113H120V117H121V122L125 121V113L127 111V109L129 108L128 107H125V105H122L121 106ZM160 107V106H159ZM162 107H164L163 103H162ZM235 107V106H234ZM237 107V106H236ZM72 108V107H71ZM87 109H89L88 107H86ZM110 108V107H109ZM158 108V107H157ZM215 108V109H213ZM225 108V109H226ZM69 109V108H68ZM66 109V111L68 110ZM108 109V108H107ZM120 109V107L118 108ZM131 109V108H130ZM86 110V109H85ZM116 110V108H115ZM135 110V108H134ZM132 110V111H134ZM161 110V109H159ZM84 111V110H83ZM243 111V109H242ZM241 111V112H242ZM79 112V111H78ZM137 112V113H138ZM163 112V111H162ZM235 112V111H234ZM240 112V114H242ZM50 113V112H49ZM55 113V110L53 112H51V114L53 115ZM118 113V112H117ZM136 113V112H135ZM136 113V114H137ZM258 113V112H257ZM75 114V113H74ZM81 114V113H79ZM131 114V112L129 113ZM134 114V113H132ZM161 114V113H160ZM159 114V115H160ZM253 115V113H251ZM60 115V114H58ZM87 115V114H86ZM116 115V113H115ZM163 115V113H162ZM232 115V116H231ZM62 116V115H61ZM80 116V115H79ZM259 116V115H258ZM263 116V115H262ZM31 117V116H30ZM29 117V119H30ZM49 117V116H48ZM132 117V116H131ZM225 117V118H224ZM27 118V117H26ZM86 118V117H84ZM128 118V117H127ZM133 118V117H132ZM28 119V118H27ZM82 119V118H81ZM162 119H163V116H162ZM161 119V120H162ZM60 120V119H59ZM85 120V119H84ZM131 120V119H130ZM137 120V119H136ZM155 120V119H154ZM58 121V120H57ZM82 121V120H81ZM257 121V120H256ZM36 122V121H34ZM131 122V121H130ZM136 122V121H135ZM33 123V122H32ZM80 123V121L78 122ZM84 123V122H83ZM117 123V122H116ZM162 123V122H160ZM81 124V123H80ZM86 124V123H85ZM126 124V121L125 123ZM130 124V123H129ZM79 125V124H78ZM82 125V124H81ZM161 125V124H160ZM26 126V125H25ZM34 129V132L37 131V126L35 123L33 125ZM47 126V128H46ZM44 127L45 129V134L46 132L48 131L49 127L48 125H46ZM115 126V125H114ZM4 127H7L6 128V132H4ZM85 127V126H83ZM82 127V129H83ZM119 127V126H117ZM127 127V126H126ZM131 127V126H130ZM135 127V126H133ZM124 128V127H123ZM159 128V127H158ZM77 129V128H76ZM120 129V128H119ZM160 130V129H158ZM76 131V130H75ZM79 131V130H78ZM111 131V130H110ZM109 131V132H110ZM116 131V130H115ZM113 131V132H115ZM118 131V130H117ZM116 131V132H117ZM121 132L122 129L120 130ZM119 131V132H120ZM163 131V130H161ZM34 132L32 133H29V135H27L26 137V142L23 144V148L25 149L26 148V151H25V154H23L21 151H22V147H17L15 149V152L16 155H15V160L21 164V162L25 161L29 155V151H30V147L31 146H34V143H31L32 140L34 139ZM82 132V131H81ZM114 133L112 134V137H110V140L109 142L111 141V146H108L107 147V144L106 143V151L107 154H104V158H108L109 155H111L113 153V151H115L116 148H114L113 150V147L115 145V143L118 142V139L116 138L115 134L117 133ZM131 132V131H129ZM136 132H139V135H136ZM141 132V134H140ZM255 132V133H254ZM257 132V133H256ZM83 133V132H82ZM112 133V132H111ZM109 133V134H111ZM128 133V132H127ZM132 133V132H131ZM45 134L44 132L42 131L41 135L39 136L40 138H38L39 141H42L44 138H45ZM78 134V133H77ZM76 134V135H77ZM81 134V133H80ZM79 134V135H80ZM107 134V133H106ZM108 135V134H107ZM114 135V136H113ZM118 135V134H117ZM126 135V134H125ZM212 135V137H211ZM1 136V134H0ZM106 136V135H105ZM121 136V135H120ZM130 136V135H128ZM132 136V135H131ZM137 136V139H135V137ZM141 136V137H140ZM156 136V135H155ZM108 137V136H107ZM118 137V136H117ZM169 137V138H168ZM50 138V137H49ZM48 138V139H49ZM55 138V136H54ZM122 138V137H121ZM120 138V139H121ZM131 138V137H130ZM129 138V139H130ZM154 138V136L152 137ZM155 138H158L157 136ZM52 139V138H51ZM109 139V138H108ZM107 139V140H108ZM119 139V141H120ZM251 139V140H250ZM45 140V139H44ZM57 140V138H56ZM125 140V139H124ZM168 140L170 141L168 143ZM211 140H214L216 142V145L214 144H210L211 143ZM217 140V141H216ZM53 141L55 142V140L53 139ZM115 141V142H114ZM154 141V140H153ZM157 141V140H156ZM47 142V141H46ZM53 142V143H54ZM114 142V143H113ZM121 142V141H120ZM120 142L118 143V145L120 144ZM50 143V142H48ZM47 143V144H48ZM52 143V142H51ZM50 143V144H51ZM58 143V141H57ZM100 143V142H99ZM104 143V142H103ZM102 143V144H103ZM145 143V142H143ZM158 144V142H156ZM156 143H153V144H156ZM174 143V144H172ZM49 144V145H50ZM55 144V143H54ZM151 144V143H150ZM28 145V146H27ZM52 145V144H51ZM101 145V144H100ZM124 145V144H123ZM262 145V144H261ZM10 147L9 151L7 150L8 147ZM56 146V144H55ZM155 146V145H154ZM204 146L209 148L207 150H209L208 152L210 153H206V152H203L202 149L204 148ZM217 146V147H216ZM29 147V148H28ZM53 147V154L52 152L48 155V158H49V162H53V160L55 159L54 155L55 154V151L54 149H56V147L51 146ZM51 147H49L50 149H52ZM101 147V146H100ZM120 147H121V144H120ZM120 147H119V151L116 150L117 153H119L121 150H120ZM151 147H153V145L151 144ZM156 147V146H155ZM154 147V150L155 149ZM19 148V149H18ZM48 148V149H49ZM95 148H97L95 146ZM98 149V148H97ZM158 149V148H157ZM219 149V150H217ZM28 150V151H27ZM103 150V148H102ZM101 151V153H103ZM195 150L196 152H198L200 155H197L195 156L197 153H195ZM204 150V149H203ZM50 150H48L49 152ZM259 153H261V156H259L260 158H262V160H264V150L262 151V149H258ZM152 152V151H151ZM159 152V151H158ZM157 152V153H158ZM202 152V153H201ZM43 153H47V152H43ZM86 153V152H85ZM90 153V152H89ZM95 153V151H94ZM155 154V152H153ZM153 153H150L153 154ZM258 153V154H259ZM87 154H88V151H87ZM122 154V153H121ZM153 154V155H154ZM91 156H89L92 161V165H94V162H103L101 160H103L102 157V154H101V157H96V154H92V151H91ZM118 155V154H117ZM46 156V155H45ZM85 156V155H84ZM83 156V158H84ZM116 156V155H115ZM149 156V154H148ZM163 156V155H162ZM88 157V158H89ZM110 157V156H109ZM112 157V156H111ZM110 157V158H111ZM114 157V155H113ZM118 157V156H117ZM153 157V156H152ZM165 157V156H164ZM46 158V157H45ZM86 158V157H85ZM121 157H119L118 159H120ZM140 158V159H139ZM166 158V157H165ZM222 158V160L220 159ZM44 159V158H43ZM42 159V160H43ZM167 159V158H166ZM8 160V161H7ZM85 160V159H84ZM88 160V159H86ZM88 160V161H90ZM105 160V159H104ZM109 160V158H108ZM114 160V159H112ZM116 160V159H115ZM168 160V159H167ZM38 161V160H36ZM57 161V160H56ZM88 161H86L85 163H88ZM90 161V162H91ZM150 161V160H149ZM148 161V162H149ZM154 161V159H153ZM169 161V160H168ZM221 161V163H220ZM16 162V164H17ZM47 162V161H46ZM89 162V163H90ZM108 162V161H106ZM111 162V161H110ZM113 162V161H112ZM117 162V161H116ZM155 162V161H154ZM157 162V161H156ZM105 161L102 163L104 165ZM119 163V161H118ZM117 163V164H118ZM144 163V162H143ZM18 164V165H19ZM32 164V163H31ZM48 164V163H47ZM51 164V163H50ZM54 164V163H53ZM109 164V162H108ZM121 164V163H120ZM158 164V163H156ZM36 165H41V164H36ZM90 165V164H89ZM110 165V164H109ZM108 165V166H109ZM149 165V163H148ZM151 165H152V161H151ZM36 166V168H41L42 169V166L41 167H38ZM45 166V165H44ZM52 166V165H51ZM90 166V167H91ZM105 166V165H104ZM112 166V165H110ZM109 166V167H110ZM150 166V165H149ZM213 166H214V163H213ZM230 166V168L232 170H227L226 167ZM18 168V166H16ZM53 167V166H52ZM84 167V166H83ZM87 167V165H86ZM103 167V166H102ZM106 167V166H105ZM120 167V166H119ZM151 167V166H150ZM160 167V166H159ZM215 167V166H214ZM45 168V167H43ZM81 168V167H80ZM88 168V167H87ZM87 168H85L87 170ZM96 168V167H95ZM144 168V167H143ZM153 168V167H152ZM151 168V169H152ZM212 168V167H211ZM39 169V171L41 170ZM47 169V168H46ZM50 169V168H49ZM48 169V170H49ZM84 169V168H83ZM129 169V171H128ZM149 169V170H151ZM187 169V174L186 176H183V172L184 170ZM264 169V168H263ZM31 170H32V165H26L22 170H20V172L18 173V176H16L15 178H13L12 180V183H11V186L9 187L8 190L6 191H2L0 190V203L1 206H0V216L1 217H7L8 213H6V209L9 210L10 209H13L16 205L20 204L21 205V202L23 201L24 198H26V194H27V189L25 188L26 187V184L30 178V175H31ZM43 170V169H42ZM71 170V169H70ZM82 170V169H81ZM93 170V171H91ZM89 171L90 174L92 172H94V169H91ZM97 170V169H96ZM124 170V169H123ZM161 170V169H160ZM38 171V172H39ZM51 171L53 172V170L51 169ZM43 172V171H42ZM41 172V173H42ZM47 172V171H46ZM50 172V171H49ZM51 172V174H53ZM105 172V173H104ZM160 172V171H159ZM227 172V174H226ZM40 173V172H39ZM40 173V174H41ZM45 173V171H44ZM70 173V172H69ZM123 173V174H122ZM239 173V172H238ZM258 180L260 181L259 183L261 185H263L264 187V178L261 176L260 173H262L261 171H259L258 169ZM47 174V173H46ZM45 174V175H46ZM88 174V173H87ZM86 172H85V175H87ZM89 174V175H90ZM42 175V174H41ZM50 175V173L48 174ZM84 175V174H83ZM106 175V176H105ZM147 175V174H146ZM40 176V175H39ZM39 176H36L38 178H40ZM44 176V175H42ZM73 176V175H72ZM88 176V175H87ZM92 176V175H90ZM89 176V177H90ZM149 176V175H148ZM156 176V175H155ZM49 177V176H47ZM53 177V176H51ZM50 177V178H51ZM83 177V176H82ZM140 177V176H139ZM142 177V176H141ZM157 177V176H156ZM212 178H214V180H217L216 177H213L211 176ZM241 177V178H242ZM48 178V179H50ZM86 178V177H85ZM102 178V179H103ZM153 178V177H152ZM238 176H236L233 180H237ZM241 178L239 179V181L241 180ZM256 178V177H255ZM44 180H46L45 178H42ZM82 179V178H81ZM146 179V178H145ZM159 179V177H158ZM40 180V179H38ZM37 180V181H38ZM84 180V177L83 179ZM140 180V178H139ZM138 180V182H139ZM153 180V179H152ZM43 181V180H42ZM40 181V182H42ZM51 181V180H50ZM148 181V180H147ZM146 181V182H147ZM159 181V180H158ZM218 181V180H217ZM238 181V182H239ZM39 182V183H40ZM137 182V184H138ZM142 182V181H141ZM152 182V181H151ZM45 183V181H44ZM49 183V181H48ZM47 183V184H48ZM51 183V182H50ZM134 183V182H133ZM191 183V182H190ZM207 183V184H206ZM43 184V183H41ZM45 185V184H44ZM232 185H233V182H232ZM259 184H257L258 186ZM46 186V185H45ZM140 185L138 184L137 188L136 189H140L139 187ZM149 186V185H148ZM190 186V185H189ZM196 184L192 187L195 188ZM198 186V185H197ZM43 187V186H42ZM150 188L152 187V184H150L149 186ZM1 188V187H0ZM45 188V187H44ZM133 188V189H132ZM42 189V188H41ZM46 189V188H45ZM77 191L80 190V193H87V196L90 197L92 196V194H94L95 192V188L90 191L89 189L86 188L85 186V181L82 182L80 180V182L78 183L77 185ZM143 189V188H142ZM239 189L241 188H234L233 189V192L231 194V197L229 198V205L232 204V208L233 209V212L231 213V215H228V214H225V210L223 208V204H221L222 202L220 203H217V204H214V205H210L208 208H202V210L204 211V214L203 216H199L197 217V213L195 212L193 214V218H192V221L190 220L189 221V227H187V225L185 224V222H182L180 221V224H179V228L180 230H177L178 233L177 235L179 234V239L178 241H173L171 242L170 244H172V246H170V254H169V257L167 258L168 262H172V264H199L201 261V259H204V256L205 254H203V257L200 255L199 258L197 257L196 254H200V251L198 249V246L195 245L194 241H198V242H201L202 240H207V238L209 237L210 239V242L212 239H215L216 240V243L219 244V245H222L224 244V242H227V240H229V243L228 244H233V249H229L228 252H224V249L222 248H214L216 249V251L212 252V250L210 251V253L212 252V254H210V256L213 258L214 255L215 257L217 258V254H221V256L223 255V258H226V256H224V254H226L229 258H227L226 261H224L225 263L224 264H247L248 263V259L246 258H243V259H246V260H243L240 255H239V252H240V248H239V244H238V241L237 239L236 240H233V239H230L231 238V231L233 230L235 233L236 231H239L241 233H248L247 235H250L251 233L249 232L248 230V227L246 226L247 222H249V220H251V218H248V212L246 210H244V207H246V203L248 202H258L256 199H253L252 196H250L249 200H247L246 196H245V193H243L245 191L246 188H243V192L240 191ZM44 190V189H43ZM42 190V192H43ZM89 190V192H87ZM98 190V189H97ZM96 190V191H97ZM148 190V189H147ZM249 190V189H248ZM137 191V190H136ZM146 191V190H145ZM250 191V190H249ZM140 192V191H139ZM168 192V191H167ZM121 193V195H122ZM136 193V192H135ZM134 193V194H135ZM41 194V193H40ZM39 194V195H40ZM46 195V193H44ZM43 194V195H44ZM48 194V193H47ZM137 194V193H136ZM135 194V195H136ZM143 194V193H142ZM145 194V193H144ZM150 194V192H149ZM248 195H251L250 192L247 193ZM42 195V194H41ZM81 196V194H79ZM99 195V194H98ZM124 195V196H125ZM148 195V194H147ZM79 196V198H80ZM137 196V195H136ZM193 196V193L190 194V197L189 199H185V203H187L190 198H192ZM259 196V195H257ZM41 198L44 197V196H40ZM48 197V196H47ZM86 197V196H85ZM121 198H123L122 200H125L123 195L120 196ZM128 197V196H127ZM138 197V196H137ZM140 197V196H139ZM147 197V196H146ZM145 198V197H144ZM207 198V197H206ZM43 199V198H42ZM46 199V198H45ZM48 199V198H47ZM133 199V198H132ZM130 199V200H132ZM134 199H138V198H134ZM133 199V200H134ZM25 200V199H24ZM44 200V199H43ZM41 200V201H43ZM49 200V199H48ZM120 200V199H119ZM128 200V199H127ZM55 201V200H54ZM141 201V199L139 200ZM26 202V201H24ZM56 202V201H55ZM121 202V201H119ZM118 202V203H119ZM135 202V201H134ZM133 202V204H134ZM143 202V200L141 201ZM146 202V201H145ZM10 203V204H9ZM51 203V202H50ZM99 203V202H98ZM103 203V204H102ZM123 203V207H124V201L121 202ZM128 203V202H127ZM136 203V202H135ZM7 204V206L5 205ZM25 204V203H24ZM44 204V203H43ZM130 204V202H129ZM133 204H132V207H133ZM137 204V203H136ZM135 204V206H137ZM140 204V202H139ZM4 205V208H1L2 206ZM143 205V204H142ZM32 206V205H30ZM29 206V207H30ZM35 206V205H34ZM38 206V205H36ZM42 206V205H41ZM47 206V204H46ZM104 206V207H103ZM120 206V204H119ZM118 206V208H119ZM122 206V205H121ZM120 206V207H121ZM126 206V205H125ZM9 207V208H8ZM40 207V206H39ZM58 207V206H57ZM128 207V204L127 206ZM260 214L258 216L264 218V204L262 205L260 203ZM20 208V207H19ZM23 208V207H22ZM20 208V209H22ZM34 208V207H33ZM38 208V207H36ZM35 208V209H36ZM130 208V206H129ZM19 209V210H20ZM26 209V208H25ZM30 209V208H29ZM34 209V210H35ZM53 211L51 213V219L46 223V226L44 225L43 226V229L45 230V232H43L44 234V240H42V243H43V248L46 250L45 252H47V249L48 248V245H49V248H50V251L49 253L47 254H50V256L48 257L49 259L44 262V264H61L62 262V252L61 254H59L60 252V246L61 245H64V230H59L58 229V224L61 223L60 221V218L63 217L65 218L64 214L61 215L60 214V211L56 212V209L54 207H52ZM104 209V210H103ZM139 209V207H138ZM188 207L185 206V205H180V206H176L175 207V210H177L176 212L179 213V215L184 218L186 215H187V210ZM246 209V208H245ZM18 210V209H17ZM37 210V209H36ZM116 210V209H115ZM122 210V209H121ZM132 210H134L132 208ZM15 211V209H14ZM24 211V210H23ZM33 211V209H32ZM114 211V212H113ZM124 211V210H123ZM137 211V210H136ZM144 211V210H143ZM11 212V211H10ZM9 212V213H10ZM21 212V211H20ZM126 212H128L126 210ZM18 213V212H17ZM30 213V212H29ZM62 213V212H61ZM99 213V212H98ZM117 213V212H116ZM115 213V214H116ZM132 213V212H131ZM140 213V212H139ZM7 214V215H6ZM16 214V212H15ZM19 214H22V213H19ZM36 214V213H35ZM39 214V213H38ZM138 214V213H137ZM11 215H14L13 213H11ZM33 215V213H32ZM16 216V215H14ZM21 216V215H19ZM18 216V217H19ZM103 216V215H102ZM100 217L101 219H103V217ZM119 216V215H118ZM122 216V215H121ZM228 216V217H227ZM11 217V216H10ZM9 217V218H10ZM36 218H38V216L35 215ZM98 217V216H97ZM95 217V218H97ZM115 217V216H114ZM120 217V216H119ZM206 218H208L210 221L212 219V222L214 223L213 226L215 227H219L217 229H214V232L211 233L209 231H204V230H201L202 228H199V224H198V221H201L203 222V220ZM8 218V219H9ZM123 218V217H122ZM121 218V219H122ZM4 219V218H3ZM6 219V218H5ZM17 219V218H15ZM14 219V221H15ZM25 219V217H24ZM32 219V217L30 218ZM10 220V219H9ZM35 220V219H34ZM95 220H98V219H95ZM109 220V219H107ZM119 220V219H118ZM6 221V220H5ZM11 221V220H10ZM33 221V220H31ZM59 221V223L57 222ZM81 221H83L81 219ZM85 221V220H84ZM83 221V222H84ZM91 221V220H90ZM89 221V222H90ZM104 221V220H103ZM102 221V222H103ZM111 221V220H110ZM109 221V222H110ZM115 221V220H113ZM4 221H2V224H5L3 223ZM24 223H26V221H23ZM29 222V221H28ZM35 222V221H34ZM94 222V221H93ZM97 222V221H96ZM99 222V221H98ZM101 222V221H100ZM112 222V221H111ZM165 225L168 224L170 227L172 226H175L176 223H173L174 221H169L168 220H165ZM31 223V222H30ZM58 223V224H57ZM88 223V222H87ZM104 223V222H103ZM108 222H106V225H107ZM1 224V225H2ZM33 224V223H32ZM92 223H90L91 225ZM97 224V223H96ZM95 224V225H96ZM132 224V223H131ZM8 225V224H7ZM22 224H19L18 226H9V227H6V229H2L3 231L0 233V264H17L19 263V261H21V259L19 258V254L17 253V248L20 250V252L23 250L24 251V248H26V241L27 239L29 238H26L27 235L24 234V236L26 235L25 238H23V236L20 234H22V232L24 231H18L19 227L21 226ZM31 225V224H30ZM38 225V224H36ZM105 225V226H106ZM31 227V226H30ZM29 227V228H30ZM101 227H102V223H101ZM99 227V228H101ZM104 227V226H103ZM130 227V226H129ZM1 228V227H0ZM16 228H17V231H16ZM22 228V227H21ZM24 228H26V226L24 225ZM256 228V226H255ZM103 229V228H102ZM204 229V228H203ZM206 229V228H205ZM20 230V229H19ZM22 230V229H21ZM27 231V230H26ZM102 231V230H101ZM163 231V230H161ZM247 231V232H246ZM19 232V233H18ZM98 232V231H97ZM100 232V230H99ZM103 232V231H102ZM101 233V232H100ZM234 233V234H235ZM28 234V233H27ZM66 234H69V233H66ZM99 234V233H98ZM158 235V234H157ZM18 236H20L21 238L19 240H21V242H19L18 240ZM29 236V235H28ZM77 237V236H76ZM75 237V238H76ZM128 238V237H127ZM233 238H234V235H233ZM110 239V238H109ZM91 240V239H90ZM138 240V239H137ZM194 240V241H193ZM215 240L213 241V244H215ZM97 241V240H96ZM28 243V242H27ZM30 243V242H29ZM34 243V242H33ZM85 243V242H84ZM32 244V243H30ZM201 244V248H205V246L207 244H209V241H206V244L203 245L202 243ZM29 245V244H28ZM36 244H34L33 246H35ZM47 246V247H46ZM208 246V245H207ZM206 246V247H207ZM29 248V247H28ZM171 248H175L176 250H173L171 251ZM188 249L189 251V256H186L184 253L186 252L185 250ZM135 250V248H134ZM199 253H197L198 251ZM102 251L105 253V251L102 249ZM101 251V252H102ZM197 251V252H196ZM162 252V250H161ZM201 253H204L203 250L201 251ZM14 254H16L14 256ZM59 255V257H58ZM150 255V254H149ZM184 255L186 257H184ZM183 256V257H182ZM21 257V256H20ZM135 257V256H134ZM162 257V255H161ZM19 258V260H17ZM23 258V257H22ZM201 258V259H200ZM187 260H189L187 262ZM207 260H208V264H210V260H209V254L207 255ZM187 262V263H186ZM159 264H162V262H160ZM264 264V263H262Z\"/></svg>",
  "mask_w": 264,
  "mask_h": 264
},
{
  "label": "water",
  "instance_id": "obj_3",
  "mask_svg": "<svg viewBox=\"0 0 264 264\" xmlns=\"http://www.w3.org/2000/svg\"><path fill=\"white\" fill-rule=\"evenodd\" d=\"M4 1H6V6H7V9H8V15H7V17L5 16V14H4V11H2V8H3V5L1 4L2 3V0H0V4H1V11L3 12H1L0 11V17H5V19L6 18H11V16H12V14H15V11H16V9H14L16 6H18V3L19 2H15V1H13V0H4ZM34 1V0H33ZM53 1V0H52ZM66 1V0H65ZM64 0H54L53 1V3L52 4H54V8L52 7V10L50 11V12H48L47 14H46V22H44V20L42 21V23H41V26L39 27V28H37V29H39V30H37L36 29V31L34 32V34L30 37L31 38V40L29 41V43H27L26 45H28L29 44V47L31 46V44L33 43V42H35L36 41V44L34 45V47L33 48H36V51L39 49V47H41L40 49L42 50L43 49V51H45L46 49H45V44H44V41L49 37V39H50V36L53 34V32H54V34H56V33H58V32H60L62 29H61V27H62V25H64V22H66L68 19H70L71 18V16H73V14H74V6H77L78 5V3H79V0H71L72 1V3L70 4V2H68V0H67V2H65ZM45 2H48V1H45ZM26 8H24V9H22V8H20V9H18L17 10V13H18V27L20 26V24L22 23V21L24 20V21H29L28 19H26V13H27V9H28V6H29V4H30V2H27V0H26ZM76 8V7H75ZM66 10L65 11V14H64V16H65V20L64 21H61V16H62V14H63V10ZM188 9H190V8H188ZM165 22V19H164V17H163V19H162V24ZM9 22V23H8ZM36 22V21H35ZM36 24H37V22H36ZM6 25H9V26H6ZM12 26H13V22H12V24L10 23V21H7V23L6 24H4L2 27L0 26V32H2L3 34H6V36L4 37V35H3V42L5 43V44H7V45H10V43H11V38H12ZM2 29V30H1ZM53 30V32H51ZM243 31H244V29H243ZM50 33H51V35H50ZM0 36H1V34H0ZM37 37V38H36ZM29 38V39H30ZM255 38V37H254ZM254 40V39H253ZM54 42V41H53ZM24 43V42H23ZM23 43H22V45H23ZM256 46H258V43H257V45ZM260 46V45H259ZM23 49V48H22ZM247 49V51L246 52H248V57H249V62H248V64L246 65V68H247V70H248V67L250 68H252V63H254V62H256V60L257 59H259V58H257L256 56L257 55H251V52H250V46L249 47H247L246 48ZM258 51H259V49H257ZM23 51V50H22ZM212 54H214V53H212ZM208 60V59H207ZM44 65L46 64V60H44V61H41ZM28 65V64H27ZM44 65H42V66H44ZM171 76H172V64H171ZM40 67H38V66H35L34 68H33V70L23 79L22 77V82H21V85H22V87H23V89L25 88V87H27V89H25V91L23 92L22 90H20L21 89V87L19 86V83L18 82H16V84L14 83V86L16 87V93H17V95H18V97L20 96V94H21V91H22V99H21V102H22V104H20V106L22 105L23 106V108H25L26 107V103H28V102H30V101H32V99H33V94H34V92L35 91H31L30 93H29V95H28V86H30V85H32V82H34V80H35V78H36V74H38L39 72H40ZM207 70H208V68H207ZM206 71V70H205ZM44 74H46L47 75V69H45V71L43 70L42 71ZM258 73V75H257V77H253L254 76V74L251 76V80H252V82H251V80H249V79H247V82H246V88H247V85L248 84H253V88L255 89V91H254V89L252 88L250 91H248V92H244L245 90H246V88L244 87V89L242 88L241 89V91H240V98H243L244 99V96H247V97H249L248 99L249 100H251V103L253 102H255V100H256V96L257 95H260L261 93H263V90H264V86L263 87H261V83H264V80H260V78H263L264 77V73H261L260 72V70L257 72ZM207 75V74H206ZM171 76L169 77V79H168V82H169V87H171ZM29 77H33V81H31L30 83H29V85H27V83L29 82V80L31 79V78H29ZM47 76H45L44 78H46ZM203 77V76H202ZM205 77V76H204ZM26 78H28V79H26ZM48 78H50V76L48 77ZM208 78L209 77H207L206 76V79L208 80ZM40 81L39 82H41V79H39ZM206 80V81H207ZM209 81V80H208ZM41 84H42V82H41ZM39 86H41L40 84H39ZM45 86H46V84H42V87L45 89ZM259 87L261 88L260 89V91L258 92V89H259ZM169 89V88H168ZM192 89V88H191ZM170 91V90H169ZM168 91V92H169ZM255 92V93H253L252 94V92ZM212 94V93H211ZM213 96V95H212ZM40 99H41V97H40ZM167 98H165V106H164V108H165V110H166V112H167ZM263 102V103H262ZM261 103H259V104H253L252 105V111H251V113H253V115L250 113V121H252L253 122V120H254V118L256 117V116H258V113L261 111V110H264V101H262ZM153 104H154V101H153ZM240 105H241V103L240 104H238V106L237 107H235L234 109H231V110H233V113L234 114H238L237 112H239V116H235V117H230V115H227V117H226V119L228 120V122H227V126H221V124H219L218 122H217V120H215V122H213L212 121V123H210V130H213L214 129V131L217 133V135H220V138H221V133H224L223 135H222V141H223V145L226 147V149H228L227 151H230V152H232V159L233 160H235L236 162H237V165H236V167H239V168H242L241 166H242V164H244L245 163V161L244 162H242V164L240 163V158H241V155H242V153L243 152H241L240 151V149H245V146H247V144L248 143H245V136H244V133H243V129H242V121L244 120V108L242 107V108H240L239 109V107H240ZM251 105V104H250ZM31 106V105H30ZM245 106H246V103H245ZM20 108V107H19ZM156 108V107H155ZM242 109H243V111H242ZM18 110V108L17 109H15V112L14 113H11L10 115L11 116H9V118H7L9 121L11 120V121H18V123L20 124H22L23 125V131H21V133H20V136H21V141L18 143V140H16L17 138H15V141H17V143L15 142V146L14 147H12L11 148V153H9V157H8V160H10L11 158H12V156L14 155V151H15V149L17 148V147H19V145H20V143H22V144H24L26 141V137H27V135H29V133H28V130H29V128L31 127V125L33 124L32 122H34L35 121V119H36V110H37V108H36V105H32L31 106V108H30V110H29V114H30V116L28 115V116H26L25 117V115L24 114H21L22 113V107H21V112L20 113H16V111ZM225 111H224V113L223 114H225V113H228V112H230V110H228V109H224ZM235 111V112H234ZM242 111V112H241ZM240 112L242 113V114H240ZM258 112V113H257ZM223 114H222V116H223ZM232 116V115H231ZM29 117H30V119H29ZM157 117V115L154 113L153 114V117L151 118V120L149 121L150 123L149 124H153V121H154V118H156ZM225 118V117H224ZM264 121V120H263ZM259 122V124H256V127L260 130L261 128L263 129L264 128V122ZM35 123V122H34ZM26 125V126H25ZM151 125H148V127L150 126L151 127ZM6 128L7 127H4V132H6ZM2 124H1V131H2ZM1 131H0V134H1V136H0V156L3 154V149L4 148H6V145H7V139H6V137H5V134H3L2 135V133H1ZM258 132V131H257ZM256 132V133H257ZM167 134H164V137L159 141L160 143H159V145H158V147H160V149H158V157H157V162L159 163V166L161 167V170H160V172H159V174L161 175H159V179H157V184L154 186V189H153V187H152V191H154L155 190V193L157 192V201L159 202L160 200V198L163 196V195H165L164 193H167V191L169 192V191H171V193L172 192H176V186H175V183H172V185H171V187H169L168 185V183H167V181H160V180H163V177L165 178V176H166V180H172V179H174V176L172 175L173 174V172H175V171H177V166H178V164H180L181 165V163H182V161H180V159H178L179 157H177V155H176V153H178V151H180V153H181V155L180 156H182V150H178L177 152H175L174 150L175 149H170L169 147H168V149H165L164 147H163V145H162V142L164 141V139H167ZM211 137H212V135H211ZM169 138V137H168ZM24 139V140H23ZM264 139V138H263ZM217 141V140H216ZM165 142V141H164ZM170 141L168 140V143H169ZM166 143V142H165ZM172 144H174V143H172ZM211 145L212 144H214V145H216V142L214 141V140H211V143H210ZM10 147L11 146H9L8 147V151H9V149H10ZM217 147V146H216ZM204 149V150H203ZM202 149V151L203 152H206V153H209L208 151L209 150H207V149H209L208 147H207V149H206V147L204 146V148ZM168 153V154H167ZM195 153H197L195 156H197V155H200L198 152H196V150H195ZM202 153V152H201ZM169 156H167V155ZM210 154V153H209ZM163 155V156H162ZM169 160H167L165 157ZM209 157H213V163H214V166H213V163L211 164V170H212V173H214V175H213V177H216L217 176V174H218V170H220V168L218 167V165H216L217 163H216V160H215V157L212 155V153L210 154V156ZM170 159H171V161H170ZM7 160V161H8ZM156 162V163H157ZM171 163V166H168L167 165V163ZM255 165V163L253 164V165H251V166H254ZM257 165H258V163H257ZM222 167V166H221ZM168 168H170V170H168ZM176 169V170H175ZM263 169V168H262ZM255 170V169H254ZM241 169H240V171H237V173H235V172H231V173H229L230 174V177H229V175L227 174V176L229 177V179L230 180H228V183H230V184H232V179L234 178V177H236V176H238V175H240V177H242V173H241ZM239 172V173H238ZM262 173H260L261 174V176L264 178V171L262 170L261 171ZM138 173H139V171H138ZM205 174H206V172H205ZM258 171L257 170H255V176H250V175H248V176H243V178L245 177L247 180H245V182H244V186H243V188H246L245 190H246V192H250V193H252V198L253 199H256L258 202H248V203H246V207H248V205H251V209L253 210V211H256L257 212V215H259L260 214V209H261V207H260V203L262 202V201H264V187H263V185H261L259 182V180H258V177H260V176H258ZM135 175H136V172H135ZM140 176V175H139ZM163 176V177H162ZM206 176H207V179L209 180L208 181V183H209V185L206 187V191L205 192H201V194H200V196H195L194 194L195 193H193V196L192 197H194V203H195V205H196V207H195V211H196V213L198 212V211H201L202 209H200V206H202L201 204H197V202H203V200L207 197V198H210V184L212 183V181H216L217 182V180H214V178H212L209 174H208V172H207V174H206ZM154 177L155 176H153V180H154ZM256 177V178H255ZM194 175H193V177H192V179L191 178H189V180H190V182H191V185L192 186H194L195 184L196 185H198V182L197 183H194ZM139 180V179H138ZM141 180H143V179H141ZM159 180V181H158ZM138 184L140 185L139 187H142V182H138ZM138 184H136V188H137V186H138ZM207 184V183H206ZM257 184H259L258 186H257ZM134 185H135V183L133 184V188H134ZM234 185V184H233ZM172 186H173V188H175V189H172L171 190V188H172ZM198 189H200V188H198ZM218 189V187L216 188V190ZM250 191H249V190ZM135 191H136V189H135ZM135 191L133 192V194L135 193ZM132 194V195H133ZM228 194L230 195V194H232V192L229 190L228 191ZM257 195H259V196H257ZM177 199H178V195H177ZM199 200V201H198ZM178 201H179V199H178ZM230 202V201H229ZM223 208L226 210V208H225V205L223 204ZM169 209L170 210H172V208H170L169 207ZM192 210V209H191ZM189 211L188 209H187V213L189 214V216H190V220H192V218H193V212L192 211ZM244 210H245V207H244ZM173 211V210H172ZM174 212H176V211H174ZM259 213V214H258ZM178 214V213H177ZM252 214H253V212H252ZM251 218V220H249V222H247V224H246V226L248 227V230H249V232L251 233L250 235H247L248 233H246V234H244V233H241V232H239V231H236V233L232 230L231 231V238L230 239H233V240H235L236 238H237V241L239 240V238H240V236L242 237V238H244V237H247V239L248 240H250L251 238V246L252 247H254V249H255V252L261 247V248H263V250H264V218H262L261 217V219H260V225L259 226H257L256 225V223H255V221L253 220V217H250ZM168 222H169V220H168ZM157 224H159V226L160 225H162V222H159V220L157 221ZM179 224H180V221H178V227H179ZM255 226H256V228H255ZM199 228H202L201 230H204L205 232L206 231H209V232H211V233H213L214 232V229H217V228H219V227H213V228H209V227H203V226H200ZM204 228V229H203ZM206 228V229H205ZM254 231H256L257 233L256 234H254ZM154 232H160V230H155ZM247 232V231H246ZM235 233V234H234ZM233 235H234V238H233ZM255 238V239H254ZM210 238L208 237L207 238V240H202L201 242H198V241H196L197 242V246H198V249H199V251H200V254H196L197 255V257L199 258V256L201 255L202 257H203V254H205V256H204V259H201V261H199L200 263L199 264H208V260H207V255L209 254V260H210V264H224L225 262L224 261H226L227 260V258H229L226 254H224V256H226V258H223V255L221 256V254H217V258L215 257V255H214V257L212 258L211 256H210V254H212V252H214V251H216V249H218L219 247L220 248H222V249H224V252L226 253V252H228V250L229 249H233V244H228L229 243V240H227V242H224V244H222V245H219V244H217V243H215V244H213V242H210V240H209ZM256 239H257V241H256ZM255 240V241H254ZM206 241H209V244H207L206 246H205V248H201V244L200 243H202L203 245H205L206 244ZM257 243H258V245H257ZM239 244V248H243L244 249V247L245 246H243L241 243H238ZM62 248H63V251H65V244L64 245H61L60 246V254H61V252H62ZM214 248H216V249H214ZM175 249V248H174ZM248 249V248H247ZM203 250V252L204 253H201V251ZM212 250V252L210 253V251ZM245 250H246V247H245ZM177 251V250H176ZM198 251V250H197ZM196 251V252H197ZM199 251L197 252V253H199ZM240 253V252H239ZM246 253V252H245ZM251 254V252H249V254L248 255H250ZM239 255H241V258L243 257L242 256V253H240ZM245 255V254H244ZM187 256H189L188 254H187ZM254 256H257V253L256 254H254ZM254 256H253V258H254ZM58 257H59V255H58ZM161 257V256H160ZM183 257V256H182ZM184 257H186L185 255H184ZM250 257H251V255H250ZM226 259V260H225ZM189 260H187V262H188ZM186 262V263H187ZM172 263V262H171ZM231 264V263H230ZM238 264V263H237Z\"/></svg>",
  "mask_w": 264,
  "mask_h": 264
}]
</instances>
